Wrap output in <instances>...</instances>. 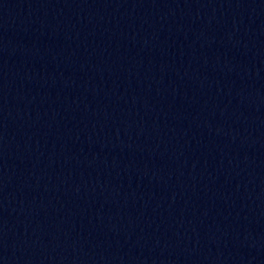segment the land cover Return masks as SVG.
Returning <instances> with one entry per match:
<instances>
[{
  "label": "water",
  "instance_id": "95a60500",
  "mask_svg": "<svg viewBox=\"0 0 264 264\" xmlns=\"http://www.w3.org/2000/svg\"><path fill=\"white\" fill-rule=\"evenodd\" d=\"M0 264H264V241L53 0H0Z\"/></svg>",
  "mask_w": 264,
  "mask_h": 264
}]
</instances>
